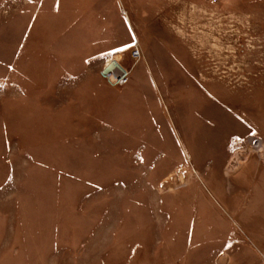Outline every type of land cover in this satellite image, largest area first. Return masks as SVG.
Returning a JSON list of instances; mask_svg holds the SVG:
<instances>
[{"label":"rangeland","instance_id":"rangeland-1","mask_svg":"<svg viewBox=\"0 0 264 264\" xmlns=\"http://www.w3.org/2000/svg\"><path fill=\"white\" fill-rule=\"evenodd\" d=\"M0 264H264V0H0Z\"/></svg>","mask_w":264,"mask_h":264},{"label":"built area","instance_id":"built-area-1","mask_svg":"<svg viewBox=\"0 0 264 264\" xmlns=\"http://www.w3.org/2000/svg\"><path fill=\"white\" fill-rule=\"evenodd\" d=\"M132 57L135 62L143 58L142 50L139 48V46H136V48L132 52ZM101 74L110 83L114 85H123L128 83V81L130 80L131 71L130 69L124 67L119 62V59L114 57L106 61L105 65L102 68ZM254 142H256V139L254 140Z\"/></svg>","mask_w":264,"mask_h":264},{"label":"bare ground","instance_id":"bare-ground-1","mask_svg":"<svg viewBox=\"0 0 264 264\" xmlns=\"http://www.w3.org/2000/svg\"><path fill=\"white\" fill-rule=\"evenodd\" d=\"M116 58H118L117 56H115ZM252 140V144L254 145V147L256 149H258V147H260V143H259V140L256 139V142H254L255 139H251Z\"/></svg>","mask_w":264,"mask_h":264}]
</instances>
